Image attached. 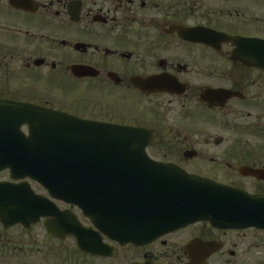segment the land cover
<instances>
[{"label": "flooded vegetation", "instance_id": "1", "mask_svg": "<svg viewBox=\"0 0 264 264\" xmlns=\"http://www.w3.org/2000/svg\"><path fill=\"white\" fill-rule=\"evenodd\" d=\"M0 99L146 128L148 159L264 196V0H0ZM0 182L41 197L33 219L0 215V264H264V229L198 221L125 241L152 231L151 209L87 215L10 168Z\"/></svg>", "mask_w": 264, "mask_h": 264}, {"label": "water", "instance_id": "2", "mask_svg": "<svg viewBox=\"0 0 264 264\" xmlns=\"http://www.w3.org/2000/svg\"><path fill=\"white\" fill-rule=\"evenodd\" d=\"M254 45L259 50L263 47L260 42ZM23 126L29 129L28 137ZM152 135L142 127L95 122L0 99V140L13 143L0 148L9 152L7 156L0 153V168H10L16 178L38 181L53 197L84 207L87 215L91 207L101 208L107 200H134L131 206L151 209L146 214L151 215L147 222L152 231L128 236L125 241L149 240L198 221L224 228L264 229L263 195L148 159L145 149L153 143ZM127 160L138 171H122ZM40 199L27 184L0 182V215L5 221L37 217L35 212H26V206L32 209ZM78 242L81 248L90 247L86 238L78 236Z\"/></svg>", "mask_w": 264, "mask_h": 264}, {"label": "rangeland", "instance_id": "3", "mask_svg": "<svg viewBox=\"0 0 264 264\" xmlns=\"http://www.w3.org/2000/svg\"><path fill=\"white\" fill-rule=\"evenodd\" d=\"M173 123H175V124H178L179 125V122H173ZM243 235V234H242ZM241 235V237H240V242L242 243V245L243 246H246V244H245V242H244V240L243 239H248V240H251L250 238L254 235L253 234V232H247L246 233V236H242ZM259 240H261V236L259 235L258 236V239H255V243H257V244H255V245H252V246H258L259 245V243H260V241ZM260 246H261V244H260ZM254 264H256L255 262H254Z\"/></svg>", "mask_w": 264, "mask_h": 264}]
</instances>
